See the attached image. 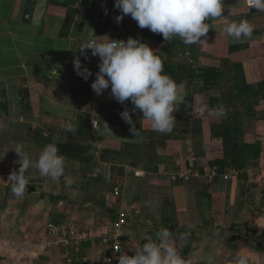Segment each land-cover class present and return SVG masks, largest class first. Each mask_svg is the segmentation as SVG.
Returning a JSON list of instances; mask_svg holds the SVG:
<instances>
[{
	"label": "crops",
	"instance_id": "0c3cea01",
	"mask_svg": "<svg viewBox=\"0 0 264 264\" xmlns=\"http://www.w3.org/2000/svg\"><path fill=\"white\" fill-rule=\"evenodd\" d=\"M114 5L0 0V264H99L121 212L124 254L166 228L191 264H233L241 253L264 264V11L223 0V16L205 21L206 43L189 46L141 29L130 15L117 22ZM240 20L255 26L252 38L222 34ZM89 37H132L157 51L184 95L171 133L153 131L111 86L94 93L100 58L78 49ZM76 59L91 70L87 81ZM48 143L66 158L64 176L54 182L30 168L17 198L7 183L19 169L14 147L35 159ZM50 223L66 230L70 245L49 246Z\"/></svg>",
	"mask_w": 264,
	"mask_h": 264
},
{
	"label": "clouds",
	"instance_id": "9594fccd",
	"mask_svg": "<svg viewBox=\"0 0 264 264\" xmlns=\"http://www.w3.org/2000/svg\"><path fill=\"white\" fill-rule=\"evenodd\" d=\"M222 3L223 0H115L114 7L121 13L116 16L117 22L130 15L141 29L148 28L161 34L165 41L179 37L185 45L203 46L206 41L202 37H206L209 30L205 21L223 16ZM248 5L257 11H264V0H248ZM254 29L255 26L247 20H240L226 24L222 34L240 41L252 38ZM78 49L85 59L86 49L100 58L99 71L91 84L96 95L103 94L111 86L112 97L121 104L130 100L134 109L142 112L143 118L150 122L153 131L162 134L172 132L176 124V106L183 103L184 95L174 79L164 74L163 60L156 55L157 51L132 37L126 41L89 37ZM74 69L86 81L92 76L91 70L82 67L79 59L74 60ZM121 117L133 125L127 109ZM65 130L73 133L74 129L69 124ZM131 130L135 137L139 135L134 125ZM14 149L20 157L19 169L9 174L7 183L17 198L23 197L27 191L29 182L26 174L30 168L54 182L64 176L66 158L59 154L55 143L46 144L35 159L24 151L23 144H17ZM66 183L70 186L72 180L68 179ZM189 235L188 232L182 233L178 239L187 240ZM141 239L146 243L139 246L134 255L121 253L117 258L118 264H186L177 246L170 242L168 229L158 230L155 239L147 234ZM233 264H249L247 254L236 255Z\"/></svg>",
	"mask_w": 264,
	"mask_h": 264
},
{
	"label": "built area",
	"instance_id": "2783aa9c",
	"mask_svg": "<svg viewBox=\"0 0 264 264\" xmlns=\"http://www.w3.org/2000/svg\"><path fill=\"white\" fill-rule=\"evenodd\" d=\"M111 10L113 12L115 11V8L112 7ZM109 15L112 16L113 13H109ZM94 124L98 125V121L95 120ZM181 176L185 177V174H182ZM127 216L128 215L126 212H121L119 220L115 222L112 226H110L108 230L109 238L107 252L104 260L99 264H118L117 258L121 253H123L124 244L126 242V238L122 232V226L124 225ZM48 233L50 235L49 246L57 244L63 247H67L71 244L70 238L68 237L66 230L55 223L49 224Z\"/></svg>",
	"mask_w": 264,
	"mask_h": 264
},
{
	"label": "water",
	"instance_id": "95a60500",
	"mask_svg": "<svg viewBox=\"0 0 264 264\" xmlns=\"http://www.w3.org/2000/svg\"><path fill=\"white\" fill-rule=\"evenodd\" d=\"M144 243H146V242H142V241H138V240L135 241V244H136L138 247H139V246L142 247V245H143ZM185 262H186L187 264H191V262H188V261H186V260H185Z\"/></svg>",
	"mask_w": 264,
	"mask_h": 264
},
{
	"label": "flooded vegetation",
	"instance_id": "af4514ba",
	"mask_svg": "<svg viewBox=\"0 0 264 264\" xmlns=\"http://www.w3.org/2000/svg\"><path fill=\"white\" fill-rule=\"evenodd\" d=\"M187 264V263H186Z\"/></svg>",
	"mask_w": 264,
	"mask_h": 264
}]
</instances>
